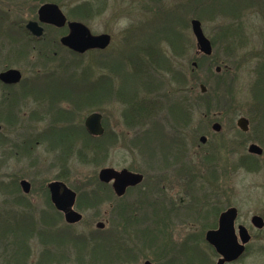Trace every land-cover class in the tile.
<instances>
[{
    "label": "rangeland",
    "instance_id": "rangeland-1",
    "mask_svg": "<svg viewBox=\"0 0 264 264\" xmlns=\"http://www.w3.org/2000/svg\"><path fill=\"white\" fill-rule=\"evenodd\" d=\"M56 1L69 20H73L69 16L71 9L83 1H90L95 10L101 11L87 20H75L84 24L92 35L110 36L109 46L100 55L92 51L82 55L81 60L74 59L56 45L61 33L51 28L39 44L18 31L16 23L22 26L30 19L36 20L39 6ZM206 1L194 0L189 10V7L184 8L188 0H0V19L6 21L7 18L6 23L2 22L5 29L9 24L11 31L19 34H10L13 44L5 40V36L0 37V71L15 68L23 79H28L35 71L58 70L62 63L61 73L58 70L62 78L71 79L85 67L91 69L83 79L89 76L90 80L97 81L104 75L103 79L113 87L111 94L99 98L91 111H85L76 119L79 124L90 112H100L105 133L116 140L100 166L85 164L75 156L64 163L61 149L54 148V138L43 136L52 120L46 115L48 109L44 102L31 98L22 100L20 93L25 84L9 89L0 85L1 217L12 214L11 210H23L14 204L19 199L31 206L36 217L42 212L52 213L46 189L50 182L64 183L78 198L97 188L94 186L101 168H125L141 173L143 181L120 198L107 185L110 192L100 191L101 202L94 207L84 203L78 208L75 203L82 220L69 229L74 238L85 237L93 247L95 243L107 244L102 241L109 232L112 233L109 238L116 232L126 238L133 255L128 264H144L145 261L166 264L171 256H177L179 264H185V257L179 253L184 244L198 247L205 257L197 254L203 263L208 259L215 264L218 256L198 235L202 234L204 239L207 230L216 228L218 215L228 207H235L238 210L236 225H243L251 240L246 254L230 264H264V228L256 230L250 224L253 215L264 219V166L258 173L236 168L237 161L248 154L250 144H257L264 151V137L260 136L264 130V108L256 117L250 95L256 67L264 64V15L257 4L248 0ZM191 19L201 22L210 41L220 39L222 31L226 30L227 40L216 42L210 58L203 59L197 53ZM237 42H241L243 48H232ZM11 45L15 49L25 47V55L7 60L13 49ZM38 48L58 54L53 60L51 54L49 58H42L36 53ZM228 50H232L230 55ZM147 51L155 54V62L149 61ZM255 52L261 58L250 56ZM131 57L141 58L147 65L140 77L135 76L129 66ZM72 61L80 67H75ZM217 66L221 68L220 73L214 71ZM166 67L181 71L186 77L185 94L193 106L191 122L184 130L175 131L176 125L167 113L158 109L157 115L139 129L147 133L146 137L142 139L134 134L131 138L122 116L125 104L112 94L115 91L124 96L136 93L138 99L162 101L163 95L171 96L175 88L171 80L173 72L166 71ZM200 85L206 88L204 93ZM8 94L10 99L6 101ZM175 97L179 98L180 94ZM16 99H20L16 107L10 110L4 107ZM12 114L16 117L4 119ZM239 117L249 120L248 132L237 128ZM213 122L220 124V133L211 129ZM200 136L206 137L204 144L200 143ZM36 138L38 141H32ZM178 139L181 142H176ZM28 147L25 152L24 148ZM262 163L264 165V160ZM186 167L194 171L193 181H189L188 176L178 175V170ZM162 173L165 176H161ZM21 179L31 184L30 193L20 190ZM122 207L125 212L117 211ZM98 222L104 223L103 229L95 227ZM60 224L66 225L62 217ZM193 236L197 243L190 241ZM38 245L31 243V261L41 249ZM70 256L73 259L75 254Z\"/></svg>",
    "mask_w": 264,
    "mask_h": 264
},
{
    "label": "trees",
    "instance_id": "trees-1",
    "mask_svg": "<svg viewBox=\"0 0 264 264\" xmlns=\"http://www.w3.org/2000/svg\"><path fill=\"white\" fill-rule=\"evenodd\" d=\"M204 3H207V1L205 0ZM210 8L212 10V6ZM99 13H101V11L95 10L93 3L90 1H84L79 6L77 5L72 8L71 12H69V16L74 20L81 21L92 18L94 15ZM4 21V19H0V37L5 36L4 39L10 44H13L12 42H14V40L10 34H19L17 32H12V29L10 28L11 25L9 24L6 25L7 29H5V25L2 23ZM6 22L7 18L5 23ZM16 24L18 25V31L20 33L25 36H29L23 25L21 26L18 23ZM225 31L226 30L222 31L220 39L218 38L217 40H212V44L214 46L216 45V42H221L224 39L227 40L228 37ZM6 36L10 38V40H8ZM45 37L46 35H43V37L38 40H31L39 44ZM56 45L60 49L68 52L74 57V59L81 60L82 55H77L64 49L59 42H56ZM12 46L13 45L10 47ZM26 50L27 49L23 46L20 49H15L13 46V49L10 50L11 53L9 52L7 60L11 58L15 59L16 56L23 55ZM48 52L49 50L46 52L45 50L38 48L36 53L39 57L49 58V54L51 53ZM97 52V55L102 53V51ZM55 54L58 53L54 51V53L51 54L52 60L55 57ZM146 54H148L149 61L155 62V54H151L150 51H147ZM202 58L204 59L208 57L202 56ZM70 63H73L77 68L80 67L77 66L78 63L75 61ZM129 66H131L135 76L138 75L137 77H140L144 73L147 65L141 58L131 57ZM61 69L62 63L58 66L60 73ZM90 69V67L81 68L83 72L76 73L74 77H71V79L69 77H60V73L57 69L49 70L45 73L35 71L33 77L22 79L20 83L26 85L23 89L26 93L34 95L36 100L46 102L43 104L45 108L48 109L47 113L52 116V119L56 116L66 119L71 118L76 113L91 111L95 102H97L99 98H103L106 95L111 94L110 92L113 90L111 83L108 80L103 79L104 75H101L100 79L97 81L90 80L89 76H86L83 79L84 74H86L87 71L89 72ZM165 69L168 72H173L171 74V80L174 81L175 88L173 92H171V96L167 94L163 95L164 98H162V101L148 98L138 99L136 97V93L132 94L133 92L130 96L129 94L128 96H124L123 94L120 95V93L116 91L112 94L116 100L125 104L122 116L127 127L128 116H131L134 120H136L137 117L151 118L157 115L156 111L158 109L167 113V116L170 117L172 123L176 125L174 126L175 131L184 130V128L191 122L190 119L193 114V106L190 102H188L189 99L185 94L187 84L186 77L183 73H181V71L174 70L173 68L169 69V67H166ZM261 69L262 70L256 69V78L250 84V95L253 101L252 108L256 117L258 116V112L262 111L264 108V68ZM42 85H45L46 87L49 86V88L47 89ZM218 85H220V82ZM229 92L231 93V90H229ZM176 94H180V97L176 98ZM59 100L67 102L71 106V109H68L70 111H55V106L52 103ZM5 106L7 107L6 109L10 110L12 108V101ZM208 111L210 110L208 109ZM7 123L9 125H13V122L11 121H6V124ZM79 135L80 137L78 140L74 138H66L62 141L54 139V148L61 149L60 153L64 157V159H62L64 163H66L67 158L75 156L80 162L100 166L103 162H105L111 146L116 142V140L111 137L108 132L104 133L101 137H93L90 136L84 128H82ZM32 141L38 140L36 138ZM177 141L181 142L179 139L176 140V142ZM207 159L208 158H206V160ZM262 160H264V151L262 157L247 154L242 156L239 161H237L236 168L244 169L250 173H258L261 167L264 166ZM2 185L3 184L0 186L2 187ZM94 187L97 188L92 190L90 193L79 195L76 199V205L78 208H82V204L84 203L87 207H94L101 202L99 196L100 191L110 192V189H106L107 185L100 183L98 180H96ZM11 192H9V194ZM14 202L15 205L21 206L20 208L23 210L15 209L9 211L13 212L10 215L5 214L3 217L0 215V264H128L129 260H131L130 258L133 256L131 251L128 249L126 238L120 236L116 232H113V235H111L110 238L109 235L112 233L109 232V234L105 237L106 239L102 241L107 244L95 243L92 247V242L88 241L85 237L80 236L74 238L73 234L70 233L69 230L71 226H60V219L62 215L56 212L51 204L50 207L53 209L52 213L42 212L39 217H36L30 209L31 206L28 203L25 204V202L21 199ZM117 211L125 212L124 207L118 208ZM194 236L192 237V240H194L190 241L197 243L198 240H196ZM198 237H201L202 242L204 241L202 234H199ZM32 242H36L37 245L39 244L41 247L34 261L30 260L32 257ZM185 245L186 244H184L181 251H179V253H182L181 255L185 257V264H195V262L197 264H211L208 259L207 261L205 260V263H203L198 258L197 254H200L201 256L203 255L198 247H195L194 245L187 247ZM72 253L75 254L73 259L70 256ZM179 259L180 258H177V256H171L168 258V261H166V264H179Z\"/></svg>",
    "mask_w": 264,
    "mask_h": 264
},
{
    "label": "water",
    "instance_id": "water-1",
    "mask_svg": "<svg viewBox=\"0 0 264 264\" xmlns=\"http://www.w3.org/2000/svg\"><path fill=\"white\" fill-rule=\"evenodd\" d=\"M38 21H29L26 29L36 38L43 36L41 23L64 25V17L59 8L50 3H45L38 8ZM71 33L59 40L61 46L78 55L91 50H105L110 44V36L107 34L92 35L87 27L79 22L70 23ZM191 33L195 39L197 53L205 57L212 55V45L204 35L201 22L197 19L190 21ZM195 65V63H193ZM215 73H220L221 68L215 67ZM22 78L19 70L10 68L0 72V82L6 85L18 84ZM202 93L206 88L200 85ZM102 115L99 112L90 113L84 120V127L87 133L94 137H100L104 133L101 123ZM236 126L241 132L248 131V120L240 117L236 120ZM214 132H220L221 126L218 123L212 125ZM1 131V125H0ZM201 144L206 142L204 136L199 137ZM250 155L261 156L263 151L256 144H250L247 148ZM98 181L103 184H111L114 195L118 198L124 196L126 190L140 184L143 176L133 173L127 169L116 170L110 167L101 168L97 174ZM19 187L24 194L30 193L31 187L28 181L21 180ZM50 202L54 209L63 215L66 224H77L82 220V215L74 209L76 193L60 181H53L47 185ZM238 211L235 207H229L218 216L217 228L207 230L204 235L205 242L211 246L219 256L216 264H229L239 260L246 251V246L251 240V235L243 225L235 226ZM251 226L256 230L264 228V219L259 215L250 218ZM95 227L103 229L104 223L98 222ZM144 264H152L145 261Z\"/></svg>",
    "mask_w": 264,
    "mask_h": 264
},
{
    "label": "flooded vegetation",
    "instance_id": "flooded-vegetation-1",
    "mask_svg": "<svg viewBox=\"0 0 264 264\" xmlns=\"http://www.w3.org/2000/svg\"><path fill=\"white\" fill-rule=\"evenodd\" d=\"M161 1V0H160ZM180 1V0H179ZM189 1V3L188 4H185L184 5V8H187V7H189V10L191 9V7L194 5V0H188ZM84 2V1H83ZM83 2H81V3H78V4H76L75 6H79L80 4H82ZM248 2L250 3H253V5L255 4H257L258 5V9L259 10H262V14L264 15V13H263V10H264V0H248ZM46 3H50V4H54V5H56L58 8H59V10L61 11V13H62V15H63V17H64V20H65V23H64V25H59V24H49V23H41V22H39V25L43 28V33H44V35H45V33L48 31V28L50 29H53V30H55V31H57V32H59V33H61V35H60V37H59V39H58V41L62 38V37H65V36H68L70 33H71V30H70V23H72V22H79V21H75L74 19L73 20H69V17H67V15H65L64 13H63V11L61 10V8H60V4H57V3H59L58 1H56V3H54V2H46ZM74 6V7H75ZM40 7V6H39ZM73 7V8H74ZM257 7V6H256ZM260 7V8H259ZM38 11V10H37ZM72 19V18H71ZM192 20V19H191ZM190 20V21H191ZM29 21H38V15H37V12H36V20L35 19H30V20H28L23 26H24V28H25V30H26V32L28 33V35L29 36H26L27 37V39H29V40H31V39H34V40H38L36 37H34V36H32V34L26 29V24L29 22ZM202 26V25H201ZM239 36H241V35H239ZM31 41H33V40H31ZM55 41H56V39H55ZM210 41V40H209ZM210 43H211V45H212V49L214 48V45L212 44V41H210ZM236 45L234 46L233 44V46H232V48H234V47H236V48H238V49H240V48H243V46H240V44H241V42H237V43H235ZM239 44V45H238ZM245 43L243 42V45H244ZM26 53V52H25ZM25 53H24V55H25ZM232 53V50L231 51H229L228 50V55H230ZM212 54H213V51H212ZM256 55V56H255ZM257 55H259L257 52H255V54L253 55L252 53H250V56H255L257 59H259V58H261V57H259V56H257ZM264 66V64L262 65V67H259V65L256 67V68H258L259 70H262L261 68H264L263 67ZM7 69H9V68H7ZM7 69H3V70H7ZM3 70H1L0 72H2ZM264 70V69H263ZM264 72V71H263ZM0 85L2 86V87H5V88H7V89H9V87H15V86H18L19 84H15V85H6V84H3V83H0ZM20 95H21V97L23 98L22 100H24V99H27V98H31L32 100H34L35 101V96L34 95H31V93H26V91L25 90H22L21 91V93H20ZM10 99V94H8L6 97H5V100L6 101H8ZM20 99H16V100H13L12 101V106L11 107H16V105H18V103L20 102L19 101ZM21 100V101H22ZM44 103H46L45 101H43ZM54 106H55V111H57V112H59V111H63L64 112V110H68V109H71V106L67 103V102H65V101H63V100H59V101H55V102H53L52 103ZM5 108H7L6 106H4ZM8 111V110H7ZM15 111V114L16 113H18V110H14ZM14 111L13 112H11V113H13L14 114ZM68 111H70V110H68ZM85 112V111H84ZM84 112H80V113H76L74 116H72L71 118H66V119H63V117H60V116H56V117H54L53 119H52V116H51V125H50V127L49 128H52L53 129V133H52V135L51 134H49V133H47L46 131H45V133H43V136H45V137H52V138H54V139H64V138H71V139H76V140H78L79 139V137H80V135H79V132H81V130H82V128H84L85 129V127H84V120H85V118L91 113H89L84 119H83V121L81 122V123H79L78 124V121H77V119H76V117H81V115H82V113H84ZM95 112V111H94ZM98 112V111H97ZM100 113V112H99ZM12 114V116H7V117H4V119L6 120V118H8V117H10V118H15L16 116H14ZM101 114V113H100ZM47 115H49V114H47ZM102 115V114H101ZM240 118V117H239ZM246 118V117H245ZM59 119H63V120H59ZM73 119H75V120H73ZM149 119L150 118H146V117H137L136 118V120H134L131 116H128V136H130L131 138L134 136V134H136L137 136H140L142 139H144L145 137H146V135H147V133H143L142 131H139V129H143V126L145 125V123L147 122V121H149ZM247 119V118H246ZM248 120V119H247ZM250 121H251V118H250ZM214 123H217V122H213L212 123V125L214 124ZM212 125H211V129H212ZM102 126H103V124H102ZM104 128V127H103ZM248 129H249V120H248ZM105 130V129H104ZM86 131V130H85ZM142 132V133H141ZM248 132V131H247ZM215 133H220V132H215ZM243 133H246V132H243ZM264 130L259 134L260 136H262V137H264ZM91 136V135H90ZM201 137V136H200ZM205 137V136H204ZM44 137H42V139H43ZM206 138V137H205ZM257 145V144H256ZM30 149V147H28L27 149H25L24 148V150H25V152H28L27 150H29ZM162 167H164V166H162ZM162 171H164L165 169L163 168V169H161ZM178 170V169H177ZM128 171H130V170H128ZM130 172H132V171H130ZM133 173H137V172H133ZM138 174H141V173H138ZM142 175V174H141ZM178 175H180V176H183V177H186V176H188V180L190 181V180H192L193 181V178L195 177V174H194V171L193 170H190V169H188L187 167L186 168H184V169H179L178 170ZM143 176V175H142ZM161 176H165V174L164 173H162L161 174ZM21 180H25V179H21ZM20 180V181H21ZM19 181V182H20ZM143 181V180H142ZM191 183V182H190ZM30 184V183H29ZM18 185H19V183H18ZM108 185H110V184H108ZM139 185V184H138ZM138 185H136V186H134V187H130V188H128V191H130V190H132L133 188H135V187H137ZM30 187H31V184H30ZM46 189H47V187H46ZM47 192H48V189H47ZM48 200H49V202H50V198H49V193H48ZM51 203V202H50ZM52 205V204H51ZM74 208H75V205H74ZM218 219V218H217ZM80 223V222H79ZM78 224V223H77ZM67 226H70V225H68V224H66ZM75 225V224H74Z\"/></svg>",
    "mask_w": 264,
    "mask_h": 264
},
{
    "label": "bare ground",
    "instance_id": "bare-ground-1",
    "mask_svg": "<svg viewBox=\"0 0 264 264\" xmlns=\"http://www.w3.org/2000/svg\"><path fill=\"white\" fill-rule=\"evenodd\" d=\"M46 132L52 135V133H53V129H52V128H48V130H47ZM51 132H52V133H51ZM64 139H66V138H64ZM64 139H56V140H60V141H62V140H64Z\"/></svg>",
    "mask_w": 264,
    "mask_h": 264
}]
</instances>
